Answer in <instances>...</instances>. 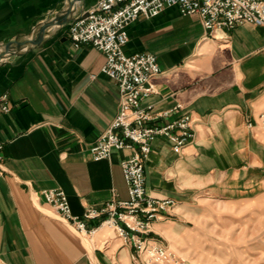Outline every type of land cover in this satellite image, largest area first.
<instances>
[{
    "label": "crops",
    "instance_id": "crops-1",
    "mask_svg": "<svg viewBox=\"0 0 264 264\" xmlns=\"http://www.w3.org/2000/svg\"><path fill=\"white\" fill-rule=\"evenodd\" d=\"M96 1L0 0V46L21 44L0 59V100L10 107L0 111V264H133L134 248L110 227L83 237L40 194L61 188L74 215L113 192L128 199L120 161L129 151L99 160L89 152L119 110L117 84L101 71L105 54L75 47L70 22L45 24L69 4L78 14ZM126 31L125 53L152 52L160 68L143 103L179 104L169 118H191L193 137L179 152L157 136L144 163L147 192L173 199L148 234L164 244L186 209L264 186V26L209 30L198 14L166 6Z\"/></svg>",
    "mask_w": 264,
    "mask_h": 264
},
{
    "label": "built area",
    "instance_id": "built-area-1",
    "mask_svg": "<svg viewBox=\"0 0 264 264\" xmlns=\"http://www.w3.org/2000/svg\"><path fill=\"white\" fill-rule=\"evenodd\" d=\"M166 6H176L181 14H198L209 30L232 28L240 22L264 26V0H97L91 8L76 14L68 27L72 44H91L105 54L101 71L116 82L119 92V110L89 152L92 159L99 160L116 149L129 151L120 161L128 199L121 200L113 192L99 208L89 206L81 215H74L61 188L40 191L44 201L79 233L90 235L104 223L112 227L134 248L133 264H191L175 256L167 245L148 238L152 222L169 209L173 199L151 196L144 173L155 137L164 136L179 152L193 137L191 118L188 113L169 118L179 111V104L163 110H156L152 103L144 104L154 92L151 79L160 72L156 56L149 51H124L126 27L139 16H156ZM9 109L0 100V111ZM258 120L264 129V108ZM1 148L2 143L0 157ZM95 218L99 219L98 225L88 228L86 221Z\"/></svg>",
    "mask_w": 264,
    "mask_h": 264
},
{
    "label": "rangeland",
    "instance_id": "rangeland-1",
    "mask_svg": "<svg viewBox=\"0 0 264 264\" xmlns=\"http://www.w3.org/2000/svg\"><path fill=\"white\" fill-rule=\"evenodd\" d=\"M15 41L7 44L18 49L21 44ZM7 44L0 46V54ZM182 213L179 224L169 227L174 233L163 238L175 256L191 264H264V186L260 183L239 198L209 197Z\"/></svg>",
    "mask_w": 264,
    "mask_h": 264
},
{
    "label": "water",
    "instance_id": "water-1",
    "mask_svg": "<svg viewBox=\"0 0 264 264\" xmlns=\"http://www.w3.org/2000/svg\"><path fill=\"white\" fill-rule=\"evenodd\" d=\"M75 1H80V0H74ZM75 11H73V7H71V4L68 5V8L56 15H54V19L53 20H49L47 21L45 24L49 23V24H53V23H56V24H63L65 22H68L70 21L73 16L75 15ZM45 24L39 26V34H38V37L41 36V34L43 33L44 31V28H45ZM15 43H19L17 41H15ZM17 49L15 47H12L10 44H7L5 46V49L4 51L0 54V58L2 56H5L7 54H10V53H14Z\"/></svg>",
    "mask_w": 264,
    "mask_h": 264
},
{
    "label": "bare ground",
    "instance_id": "bare-ground-1",
    "mask_svg": "<svg viewBox=\"0 0 264 264\" xmlns=\"http://www.w3.org/2000/svg\"><path fill=\"white\" fill-rule=\"evenodd\" d=\"M102 226H105V227H110V226H108L106 223H104L103 225H101L100 227H102ZM87 242V241H86Z\"/></svg>",
    "mask_w": 264,
    "mask_h": 264
}]
</instances>
